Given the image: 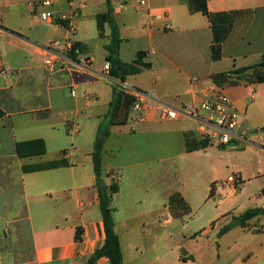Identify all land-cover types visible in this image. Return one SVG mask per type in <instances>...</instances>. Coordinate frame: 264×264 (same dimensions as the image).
<instances>
[{
    "label": "crops",
    "instance_id": "obj_1",
    "mask_svg": "<svg viewBox=\"0 0 264 264\" xmlns=\"http://www.w3.org/2000/svg\"><path fill=\"white\" fill-rule=\"evenodd\" d=\"M43 1L0 0V264H88L103 246L92 153L99 120L108 119L115 88L134 97L137 92L153 95L177 107L222 92L239 114V139L227 146L210 142L192 152L187 135L203 139L192 119L160 121L152 110L143 121L130 116L132 126L109 124L103 170L107 183L115 180L120 186L111 205L124 264H214L217 245L257 226L264 232L261 214L223 233L248 210L264 208V83L218 86L212 79L261 62L264 0H207L213 21L191 12L189 0H147L142 10L138 0H52L50 6L38 7ZM45 11L60 20H42ZM109 11L122 40L120 60L131 63L145 52L144 62L151 64L125 81L105 70L112 28L104 22L101 36L98 16ZM215 37L222 40L219 60L212 58ZM63 42L81 43L86 51L73 59L68 48L53 47ZM46 57L54 60V71L45 65ZM251 132L255 136L247 139ZM131 137L136 141L127 155L121 154L122 144L110 147L113 139ZM213 146L218 149L213 184L209 197L197 206L220 193L218 205L212 217L199 224L193 220L192 226L189 197L170 184V153L177 150L174 157L206 161ZM145 149L152 155H145ZM241 154L246 163L237 160ZM242 167L248 169L246 175ZM230 170L238 176L232 194L224 185L234 174ZM259 181L258 193L246 191ZM174 192L184 197L190 215L171 214ZM78 228L83 230L81 241L75 239ZM95 264L110 262L103 257Z\"/></svg>",
    "mask_w": 264,
    "mask_h": 264
},
{
    "label": "trees",
    "instance_id": "obj_2",
    "mask_svg": "<svg viewBox=\"0 0 264 264\" xmlns=\"http://www.w3.org/2000/svg\"><path fill=\"white\" fill-rule=\"evenodd\" d=\"M189 8L191 12H201L213 21L214 16L208 9L207 0H189ZM106 21L109 22L112 28L111 42L105 46L108 51L106 60L110 63V75L113 78L125 81L129 75L138 74L145 69H149L151 64L144 62L146 56L145 52H139L137 60L131 63H125L120 60L118 57V50L122 40L118 26L112 18L110 11L98 16V27L101 36L103 34V23ZM85 51L86 47L83 44L76 42L68 51V56L76 59L79 54L84 53ZM211 52L213 60H219L222 58L221 39L215 37L211 46ZM212 79L218 86H234L242 82H245L246 84L264 83V55L261 62L255 66L236 68L229 72L219 73L214 75ZM134 101V96L128 95L123 90L115 88L108 114L110 125L121 126L127 124L131 116V107ZM3 116L4 111L0 107V119ZM109 135V127L106 129L101 125L95 139L94 150L92 153L95 172V189L98 193L99 206L104 222L105 242L89 259L88 264H95L103 257L107 258L110 264H124L120 238L115 230L116 224L113 216L114 208L111 205L113 195L120 191V186L116 181H113L110 184L107 183L103 170V150ZM186 144L187 150L192 152L195 150L206 149L209 146L210 141L204 138L198 139L193 134H189L186 137ZM20 148L21 146L19 145V152L21 154ZM42 151H44V146L42 147ZM169 208L171 214L176 218L191 213V208L179 192H174L170 195ZM261 214H264V208L248 210L241 216L237 217L230 226L224 228L223 233L227 232L232 227L246 226L250 220ZM82 233V228H78L75 237L77 241H81Z\"/></svg>",
    "mask_w": 264,
    "mask_h": 264
},
{
    "label": "rangeland",
    "instance_id": "obj_3",
    "mask_svg": "<svg viewBox=\"0 0 264 264\" xmlns=\"http://www.w3.org/2000/svg\"><path fill=\"white\" fill-rule=\"evenodd\" d=\"M93 54L94 52H92V55ZM95 58H98L96 54ZM247 90L249 89L247 88ZM252 102L253 100H251L248 96L247 103L249 105H252ZM252 111L253 110H250L248 114L249 118L252 116ZM99 124L107 129L110 124L109 117L107 120L104 117L101 118L99 120ZM134 124V121L131 120L127 125L132 126ZM254 136L255 135L251 132L246 138L248 139ZM135 141L136 138L133 137L127 138L126 141L113 139L112 145L110 147L113 148L117 145L122 144L123 148L121 154L127 155L130 151V148H132L131 145ZM210 152L212 158H208L206 161H203L202 159H199L200 157L196 156L174 157L178 155L177 150H174L170 153L171 157H173V159H171V166L169 172L170 184L171 186L176 187L175 189L184 191L189 197L193 211L191 214V218H188V221H190L192 226L195 224L192 222L193 220H196V223L199 224V221L202 223L203 220L212 217V215L216 212L215 208L218 205V195L220 193L217 194L215 200L212 199V201H209L203 206H197L199 205L203 197H209L210 189L213 184L211 182V179L213 177L212 169L218 161V149L213 146ZM144 154L152 155L151 151L147 149L144 150ZM237 160L240 163H246L247 161V159L244 158L243 154L239 155ZM242 171L244 175H246L248 169L242 167ZM234 172L236 171L230 170V173ZM225 175H227V172ZM261 184L262 182L260 181L255 182L254 184L249 185V190L246 188V191L254 195L260 191ZM196 212H199V214L193 217ZM201 212H203V217L200 216ZM186 215L188 216L190 215V213ZM259 220L260 223L264 224V215H261ZM246 232H241V236H237L235 240L228 239L221 247L217 245L219 259L214 264H264V232L261 230L260 226H257L255 228V231L250 230ZM235 243L236 245H234Z\"/></svg>",
    "mask_w": 264,
    "mask_h": 264
},
{
    "label": "built area",
    "instance_id": "obj_4",
    "mask_svg": "<svg viewBox=\"0 0 264 264\" xmlns=\"http://www.w3.org/2000/svg\"><path fill=\"white\" fill-rule=\"evenodd\" d=\"M52 0H45L37 4L38 7L50 6ZM125 1V0H124ZM125 3V2H124ZM147 7V0H138L137 9L142 10ZM41 19L48 22H57V18L53 12L45 11L41 13ZM75 33V27H70ZM56 49L68 50L72 45L69 42L62 44H54ZM45 65L49 71H54V60L51 57H46ZM105 70L110 71V63L105 64ZM71 94L74 96L75 91ZM154 110L156 119L160 121H176L180 118H189L194 120L198 125V131L204 139L218 146H227L232 141L239 139L237 131L239 123V114L236 106L222 92L214 95H205L198 104H186L183 106H174L168 103L159 101L155 96L148 95L143 92H137L135 101L131 107V116L134 121H143L145 113ZM238 176L230 175L224 182L228 187V193L232 194L236 191ZM263 231V229H261Z\"/></svg>",
    "mask_w": 264,
    "mask_h": 264
},
{
    "label": "water",
    "instance_id": "obj_5",
    "mask_svg": "<svg viewBox=\"0 0 264 264\" xmlns=\"http://www.w3.org/2000/svg\"><path fill=\"white\" fill-rule=\"evenodd\" d=\"M233 146H235L236 144L234 143V144H232Z\"/></svg>",
    "mask_w": 264,
    "mask_h": 264
}]
</instances>
